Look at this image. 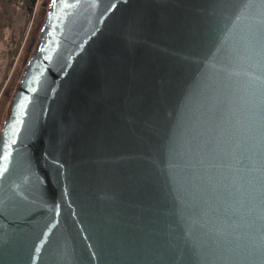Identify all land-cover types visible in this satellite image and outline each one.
<instances>
[{"label":"water","instance_id":"95a60500","mask_svg":"<svg viewBox=\"0 0 264 264\" xmlns=\"http://www.w3.org/2000/svg\"><path fill=\"white\" fill-rule=\"evenodd\" d=\"M0 264H264V0H51L0 127Z\"/></svg>","mask_w":264,"mask_h":264},{"label":"rangeland","instance_id":"374dc122","mask_svg":"<svg viewBox=\"0 0 264 264\" xmlns=\"http://www.w3.org/2000/svg\"><path fill=\"white\" fill-rule=\"evenodd\" d=\"M37 2V0H36ZM46 0H42V5L39 6L44 7L46 5ZM12 5V9L14 10L13 18L9 23V26L4 28L2 31V36L0 39V100L3 99L5 91L10 84V95L12 89L19 82L20 75H22V71L26 69V64L34 51L37 38L40 32V27L33 31L36 24V19L39 16V9L36 7V3L33 9H28V4L24 1H15ZM49 4H47L46 9ZM26 53V58L23 62L21 58ZM13 56L12 62H8ZM19 71L17 76L14 78V84H12L13 75L15 73V69L18 68ZM7 105L2 115V119L0 124L2 126L4 115L6 113Z\"/></svg>","mask_w":264,"mask_h":264},{"label":"trees","instance_id":"16d2710c","mask_svg":"<svg viewBox=\"0 0 264 264\" xmlns=\"http://www.w3.org/2000/svg\"><path fill=\"white\" fill-rule=\"evenodd\" d=\"M15 1H19V0H0V39L2 36V31L4 28L9 26V23L11 22V19L13 18V14H14V10L12 9V5ZM21 2L24 1L26 4L29 3L28 5V9H32V7L34 6V0H20ZM51 0H46V3L49 4ZM41 7L39 10V15L42 11V14L40 16L37 17L36 19V24L35 26L38 24V28H42V24L44 22V18L46 16V6ZM42 9V10H41ZM36 30V27L33 29V31ZM35 32V31H34ZM13 60V56L11 57L10 60H8V62H12ZM28 63V62H27ZM27 65V64H26ZM23 74V71H22ZM22 75H20L19 81L21 79ZM17 79V76H16ZM18 83H16L17 85ZM16 85L14 86V88L12 89L11 95H9V97H7L6 95L3 96V99L0 100L1 103V108H0V121L2 119V115L3 112L5 110L6 105H9V102L11 100L12 94L16 88ZM1 125V124H0Z\"/></svg>","mask_w":264,"mask_h":264},{"label":"flooded vegetation","instance_id":"af4514ba","mask_svg":"<svg viewBox=\"0 0 264 264\" xmlns=\"http://www.w3.org/2000/svg\"><path fill=\"white\" fill-rule=\"evenodd\" d=\"M32 1V0H31ZM35 3H36V7H37V9H39V6L40 5H42V0H37V2H36V0H34V4L33 5H35ZM34 7V6H33ZM33 7H32V9H33ZM40 10V9H39ZM42 10V9H41ZM42 14V11H41V13H40V15ZM39 15V16H40ZM36 27V29L38 28V24L35 26ZM25 58H26V53H25V55H23V57L21 58V61L20 62H23L24 60H25ZM18 68H16L15 69V73H14V75H13V79H12V84H14V78L16 77V75L18 74V71H19V66H17ZM10 84H9V86L7 87V90L5 91V94L4 95H6L7 97H9V95H10ZM0 108H1V103H0ZM0 127H1V125H0Z\"/></svg>","mask_w":264,"mask_h":264}]
</instances>
